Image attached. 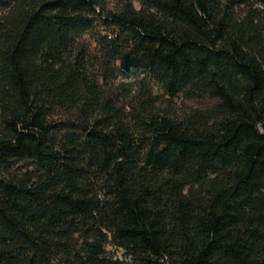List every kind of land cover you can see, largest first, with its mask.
Returning <instances> with one entry per match:
<instances>
[{
	"label": "trees",
	"instance_id": "obj_1",
	"mask_svg": "<svg viewBox=\"0 0 264 264\" xmlns=\"http://www.w3.org/2000/svg\"><path fill=\"white\" fill-rule=\"evenodd\" d=\"M0 264H264V0H0Z\"/></svg>",
	"mask_w": 264,
	"mask_h": 264
},
{
	"label": "rangeland",
	"instance_id": "obj_2",
	"mask_svg": "<svg viewBox=\"0 0 264 264\" xmlns=\"http://www.w3.org/2000/svg\"><path fill=\"white\" fill-rule=\"evenodd\" d=\"M211 102H212L211 99L203 98V99H200V100H190L189 99V100L184 101L183 103L186 106H193V107L203 108V107L209 105Z\"/></svg>",
	"mask_w": 264,
	"mask_h": 264
}]
</instances>
